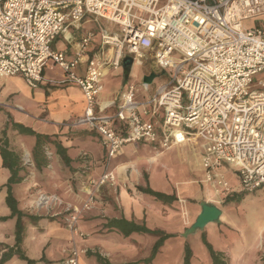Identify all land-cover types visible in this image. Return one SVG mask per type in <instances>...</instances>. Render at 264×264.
Instances as JSON below:
<instances>
[{
  "label": "built area",
  "instance_id": "obj_1",
  "mask_svg": "<svg viewBox=\"0 0 264 264\" xmlns=\"http://www.w3.org/2000/svg\"><path fill=\"white\" fill-rule=\"evenodd\" d=\"M85 17L116 24L120 31L100 29L99 46L91 55L92 31L68 40L71 59L52 49L58 36ZM174 53L180 57L177 64L171 60ZM126 57L131 66L147 62L158 72L168 67L170 77L140 103L129 86L114 116L100 115L101 78L117 71ZM49 62L64 72L57 83L73 82L82 91L81 117L70 125L87 127L103 140L105 168L97 186L115 187L109 161L125 144L142 141L167 150L199 141L203 177L215 197L233 193L224 167H234L239 192L264 188V0H0V77L19 76L36 89ZM81 63L85 73L78 76L75 68ZM260 74V90L249 91ZM149 106L161 117L158 124L143 121L136 111L141 107L145 115ZM112 121L123 123V131H116ZM88 196L74 209L40 194L35 207L63 216L65 226L83 239L76 225L94 201L93 193ZM79 256L73 244L62 264H80Z\"/></svg>",
  "mask_w": 264,
  "mask_h": 264
},
{
  "label": "crops",
  "instance_id": "obj_2",
  "mask_svg": "<svg viewBox=\"0 0 264 264\" xmlns=\"http://www.w3.org/2000/svg\"><path fill=\"white\" fill-rule=\"evenodd\" d=\"M84 19L71 26L64 37L58 36L52 43V49L66 53V58L71 59L73 47L68 40L78 41L86 31H92L95 35L93 28L85 27L94 21L91 17ZM99 43L93 38L88 47L89 55L98 48ZM53 68H44L43 80L36 89L27 86L22 77H0V112H4L7 118L3 129H0V218H6L0 220V264H25L16 255L2 261L7 250L14 245L17 221L6 204L4 186L8 182H11V195L17 202V210L23 215L38 217L35 221L23 219L24 234L20 244L25 256L37 261V264H62L73 244L80 251V264H184L186 250L189 251V264H213L206 242L217 235L223 245L215 248L208 244L215 253H219L224 264H264V228L256 226L258 240L248 245L246 257L242 260L234 258L235 243H226L225 238L235 231L228 223L227 210L222 207L227 206L228 198L240 193L239 181L234 167L228 168L232 172L233 180L228 183L233 193L228 197L223 196L222 200L215 197L203 177L200 161L203 149L199 141L169 148L177 151L181 164L190 161L195 166L193 177L184 183L197 186V192L191 196L181 197L174 186L168 192L154 186L153 178L159 175L158 156L168 149L161 151L151 143L142 141L121 146L109 161L116 179L115 187L97 186L105 168L106 148L96 132L87 127L70 125L81 117L85 101L80 87L75 83H57L63 80L64 72L58 77L47 76L46 72L53 71ZM148 68L141 80L139 72L131 65L127 68L121 65L117 71H107L101 78L103 87L96 98L99 114L113 117L129 86L135 87L133 99L138 103L154 95L164 84H155L153 79L149 84L143 83L144 77L159 73L149 64ZM75 69L76 75L83 76L85 63L77 65ZM139 80L141 85L137 84ZM111 82L117 84L114 92L107 89ZM151 108H146L145 115L141 107L136 111L143 121L158 124L161 117L152 114ZM111 124L116 131H123V123L112 121ZM18 125L44 137L37 155L35 136L19 133ZM57 144L66 150L69 164L66 165L57 153ZM2 149L8 150L11 155L10 167L3 163ZM91 181L95 184L92 185ZM145 190L170 195L174 199L165 202L150 196ZM89 193H93L94 201L77 223L79 231L88 234L89 237L85 239H80L65 227L63 216L55 218L57 215L47 213L44 207H35L38 195L45 194L58 197L64 204L79 209ZM203 201L220 208L221 217L216 224H208L190 235L187 231L200 214V203ZM121 219L143 226L151 233L125 235L117 228L107 226L110 220ZM241 236L242 232L234 237L241 241ZM160 237H163V241L154 249ZM189 237L202 241L192 244L188 241ZM172 241L178 243L173 244Z\"/></svg>",
  "mask_w": 264,
  "mask_h": 264
},
{
  "label": "rangeland",
  "instance_id": "obj_3",
  "mask_svg": "<svg viewBox=\"0 0 264 264\" xmlns=\"http://www.w3.org/2000/svg\"><path fill=\"white\" fill-rule=\"evenodd\" d=\"M84 20H88V17H86ZM91 20L93 19L91 18ZM93 21L94 23H87L85 27L93 28L95 30L94 41H100V29L105 30L109 33H118L120 31V27L116 24H111L105 20H99V22H96L95 20ZM251 23L252 21L244 22L246 26L250 25ZM171 60L172 62H174V64H177L180 60V57L174 53ZM49 64L54 67V70L47 71V76L53 78L58 77L62 74L63 71L59 69L57 65L52 64V62H49ZM184 66V69H187L190 65ZM132 67L135 71L139 72L140 80L142 79V76L145 73L146 69H149L147 62H141L139 65H134ZM169 72L170 68L167 67L162 69L159 73H155L153 82L155 84H165V81L170 77ZM140 80L139 82H137V84L139 85L142 84ZM254 80V83H252L248 87L249 91L260 90V81L262 80V74L255 76ZM107 89L110 90V92H114L117 89V84H115V82L108 83ZM6 120V114H4V112H0V129H3ZM186 159H188L187 156ZM158 162L159 163L157 164V166H159V175L153 178L154 182L152 181V183L158 190L168 192L170 191L171 186H174L177 187L176 190L178 192V195H180L181 197L188 195L191 196L193 195V192H197L196 185L184 184L193 177V169L195 168L194 164H192L190 161H186L185 163L181 164V161L178 158L177 151L175 149H168L163 154L158 156ZM152 171L153 170H151V173ZM222 172L227 181L233 180L231 176L232 172H230L227 167H224L222 169ZM234 197L235 198L232 199V201L228 202L227 206L222 207L227 210L226 214L228 215V223L231 225L233 231H235L233 234H230L228 238H225V240L227 244H232L233 242L235 243L234 245L236 247L233 251L234 258L242 260L246 257L245 252L248 245L258 240V237L256 235V226L264 228V189L255 193H235ZM240 232H242V240L237 241L234 236L238 235ZM83 234L85 235L83 239L89 237L88 234ZM188 241H190V243L192 244H196L197 242L200 244L202 240H199V238L195 239L194 237H189ZM207 241L215 248L223 245L222 243H220V240H218V235L213 239L210 238V240ZM172 243L176 244L178 243V241H172ZM250 258H252V255H250ZM233 264L239 263L236 262ZM258 264L260 263L258 262Z\"/></svg>",
  "mask_w": 264,
  "mask_h": 264
},
{
  "label": "trees",
  "instance_id": "obj_4",
  "mask_svg": "<svg viewBox=\"0 0 264 264\" xmlns=\"http://www.w3.org/2000/svg\"><path fill=\"white\" fill-rule=\"evenodd\" d=\"M17 130L19 133L21 134H28V135H34L36 138V143H35V149H36V155L40 150V147L43 143V139L44 137L41 134H36L34 133L31 129L24 127V126H16ZM56 149H57V153L60 154V156L62 157L64 163L69 164V159L66 156V150L63 149L59 144L56 145ZM2 159H3V163L5 166H9L10 167V159H11V155L8 152V150H4L2 149ZM12 167V166H11ZM4 188L6 189V204L7 207L10 209V214L12 217L16 216L17 217V221L15 224V242L13 247H10V249L7 250V252L5 253V255L2 257V261L4 260H9L12 256L16 255L21 261H23L25 264H37V261L31 260L29 259L27 256H25V254L23 253L22 249H21V242H22V238H23V234H24V229H23V219L27 218L30 221H35L38 219L37 216H33V215H23L21 214L18 210H17V202L15 200V198L12 197L11 195V182H8V184H6L4 186ZM2 188L0 187V190ZM145 193L149 194L150 196H154L155 198L159 199V200H163L165 202H168V200L174 199L173 196L170 195H164V194H160L159 192H155V191H151V190H145ZM235 196V195H234ZM232 196L231 198H228V201H232V199H234L235 197ZM0 220L4 221L6 220V218H0ZM107 226L109 227H115L118 230H120V232H122L125 235L131 234V233H137V232H143V233H151L148 229H146L143 226H139V225H134L131 222H127L123 219L121 220H110L107 224ZM163 241V237H160L157 241V244L155 245L154 249H156ZM206 246L209 252V256H211L212 259V263L213 264H224L223 261L220 260V256L218 255L219 253H215L211 246L206 242ZM189 251L186 250L185 252V261L184 264H189Z\"/></svg>",
  "mask_w": 264,
  "mask_h": 264
},
{
  "label": "water",
  "instance_id": "obj_5",
  "mask_svg": "<svg viewBox=\"0 0 264 264\" xmlns=\"http://www.w3.org/2000/svg\"><path fill=\"white\" fill-rule=\"evenodd\" d=\"M132 59L130 57H126L122 61V67L127 68L131 65ZM155 77L154 74H150L143 78V83L149 84L151 80ZM200 214L195 219L192 226L188 229L187 233L192 235L201 231L208 224H216L219 222V219L222 214V210L217 206L209 203V202H201L200 203Z\"/></svg>",
  "mask_w": 264,
  "mask_h": 264
}]
</instances>
